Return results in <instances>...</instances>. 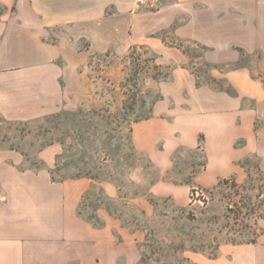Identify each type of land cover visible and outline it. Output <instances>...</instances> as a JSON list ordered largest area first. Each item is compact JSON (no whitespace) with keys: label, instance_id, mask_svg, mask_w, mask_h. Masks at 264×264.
<instances>
[{"label":"rangeland","instance_id":"1","mask_svg":"<svg viewBox=\"0 0 264 264\" xmlns=\"http://www.w3.org/2000/svg\"><path fill=\"white\" fill-rule=\"evenodd\" d=\"M14 11L13 4L0 2V17ZM188 14L185 21L150 35V45L104 51L69 36L64 61H71L72 68L66 69V100L59 112L22 119L0 116V156L17 162L20 171H49L58 183L89 180L79 216L97 228L109 216L120 219L125 235L138 236L139 264H226L233 248L264 250V160L258 150L247 151V139L236 144L240 151L246 145V155L234 161L230 175L212 184L201 178L208 164L200 151L176 154L172 170L162 174L134 147V127L152 118L163 98L162 85L172 76L189 78L195 88L233 93L227 76L245 73L264 89V0H246V52L179 37L180 29L191 35L210 30L205 25L211 21L197 27ZM67 33L66 27L56 28L46 39L60 41ZM18 55L11 54L12 64ZM186 84L183 100L193 98ZM249 104L256 112L252 131L261 140L264 102ZM52 150L57 153L50 167L46 160ZM162 182L175 184L174 193L156 195L154 187ZM106 184L118 196H110Z\"/></svg>","mask_w":264,"mask_h":264},{"label":"crops","instance_id":"2","mask_svg":"<svg viewBox=\"0 0 264 264\" xmlns=\"http://www.w3.org/2000/svg\"><path fill=\"white\" fill-rule=\"evenodd\" d=\"M190 1L158 0L138 9L135 0H0L15 7L0 17V116L22 119L59 112L66 100V69L72 68L71 61H64L69 36L104 51L150 45V35L185 21L191 13L188 19L197 27L211 21L210 27L205 25L210 30L191 35L180 29L179 37L246 52V0H201L204 5ZM64 27L68 33L60 41L46 39L53 29ZM12 53L19 54L14 64ZM10 69L14 71L5 72ZM226 81L233 93L195 88L189 78L172 76L162 85L163 98L152 118L134 127L135 149L162 174L172 170L176 154L200 151L208 164L201 178L211 184L230 175L234 161L246 155V145L242 151L236 147L242 139L248 141L247 151L258 150L264 160V137L260 140L252 131L256 112L249 104H263L264 89L245 73H231ZM185 83L192 99L182 98ZM52 151L50 160L45 157L50 167L57 153ZM89 186L86 179L58 183L49 171H20L17 162L0 156V264H139L138 236L125 235L120 219L109 216L106 225L97 228L79 216ZM175 189V184L162 182L153 191L163 196ZM105 190L118 196L111 184ZM226 264H264V250L233 248Z\"/></svg>","mask_w":264,"mask_h":264},{"label":"built area","instance_id":"3","mask_svg":"<svg viewBox=\"0 0 264 264\" xmlns=\"http://www.w3.org/2000/svg\"><path fill=\"white\" fill-rule=\"evenodd\" d=\"M152 1L153 0H135V5L138 9H141L147 7ZM196 195L199 196V192H196Z\"/></svg>","mask_w":264,"mask_h":264}]
</instances>
